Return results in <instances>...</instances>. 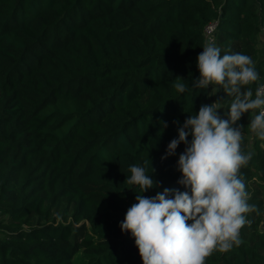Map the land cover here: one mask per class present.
<instances>
[{"label": "trees", "instance_id": "1", "mask_svg": "<svg viewBox=\"0 0 264 264\" xmlns=\"http://www.w3.org/2000/svg\"><path fill=\"white\" fill-rule=\"evenodd\" d=\"M212 23L221 56L255 62V95L264 0H0V264H143L120 228L127 209L137 194L190 191L178 183L186 145L166 156L168 144L214 98L227 118L232 97L192 87ZM251 115L236 126L252 153L239 176L255 210L241 243L205 264H264V142ZM145 161L159 186L141 193L125 180Z\"/></svg>", "mask_w": 264, "mask_h": 264}, {"label": "clouds", "instance_id": "2", "mask_svg": "<svg viewBox=\"0 0 264 264\" xmlns=\"http://www.w3.org/2000/svg\"><path fill=\"white\" fill-rule=\"evenodd\" d=\"M202 49L197 57L200 75L192 87L211 86V92L222 89L232 97L227 118L219 114L223 99L201 105L198 114L189 115L178 128V139L168 144L166 156L174 155L181 143L186 145L177 162L182 177L178 183L190 191L165 188L154 197L137 194L127 209L120 228L134 237L143 264H205L214 251L227 252L241 243L245 214L255 210L247 203L248 193L239 176L252 153L242 151L243 126L236 124L243 114L251 113L247 127L264 142V85L254 95L250 85L259 73L252 57L230 51L221 56L214 40H207ZM183 81L180 77L173 81L178 93L188 88ZM144 163L130 165L125 180L141 193L159 186L146 174L148 161Z\"/></svg>", "mask_w": 264, "mask_h": 264}, {"label": "built area", "instance_id": "3", "mask_svg": "<svg viewBox=\"0 0 264 264\" xmlns=\"http://www.w3.org/2000/svg\"><path fill=\"white\" fill-rule=\"evenodd\" d=\"M215 28H216V23H212V24H210L209 26L206 27V29H205V38H206V40H212L213 32H214Z\"/></svg>", "mask_w": 264, "mask_h": 264}, {"label": "water", "instance_id": "4", "mask_svg": "<svg viewBox=\"0 0 264 264\" xmlns=\"http://www.w3.org/2000/svg\"><path fill=\"white\" fill-rule=\"evenodd\" d=\"M259 39H260V42L264 43V30L263 29H261L259 32Z\"/></svg>", "mask_w": 264, "mask_h": 264}, {"label": "rangeland", "instance_id": "5", "mask_svg": "<svg viewBox=\"0 0 264 264\" xmlns=\"http://www.w3.org/2000/svg\"><path fill=\"white\" fill-rule=\"evenodd\" d=\"M214 102H216V99L214 98ZM263 223H264V221H263Z\"/></svg>", "mask_w": 264, "mask_h": 264}]
</instances>
